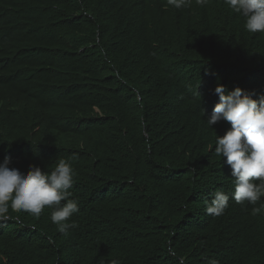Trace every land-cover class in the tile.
<instances>
[{"label": "trees", "instance_id": "16d2710c", "mask_svg": "<svg viewBox=\"0 0 264 264\" xmlns=\"http://www.w3.org/2000/svg\"><path fill=\"white\" fill-rule=\"evenodd\" d=\"M244 25L224 0H0V162L70 161L80 209L67 235L47 207L10 210L0 264H264V210L206 212L234 191L214 89L264 95V33Z\"/></svg>", "mask_w": 264, "mask_h": 264}, {"label": "clouds", "instance_id": "9594fccd", "mask_svg": "<svg viewBox=\"0 0 264 264\" xmlns=\"http://www.w3.org/2000/svg\"><path fill=\"white\" fill-rule=\"evenodd\" d=\"M191 2L192 0H167V4L175 9L188 7ZM195 3L205 7L208 0H195ZM224 3L245 19L244 27L248 32L264 33V0H224ZM2 47L6 50L2 53L1 61L7 67V53H14L15 49H10L8 45ZM6 75L7 71L1 69L0 76ZM38 75L37 72L36 77ZM58 92L59 95L54 98V109L64 96L62 92ZM214 94L219 96V102L206 122L210 127L220 121L230 124L223 136L217 135L214 153L223 157L224 165L230 168V174L234 178V191H216L206 206V212L215 217L223 215L231 198L238 204L253 205V213H259L264 210V95L258 100L253 99L239 87L226 94L222 84H217ZM25 126L31 125L27 122L20 123L19 127L26 133L41 127L35 124L25 130ZM11 163L10 156H5L0 162V221L10 218V210L39 218L47 207L51 209V221L57 226L59 233L67 235L70 229H75L77 225L71 218L80 209L79 201L72 198L73 193L70 191L75 183V172L70 161L59 159L50 172L30 165L26 173L10 167ZM258 202L260 207H255ZM111 264L120 262L114 259Z\"/></svg>", "mask_w": 264, "mask_h": 264}, {"label": "bare ground", "instance_id": "6f19581e", "mask_svg": "<svg viewBox=\"0 0 264 264\" xmlns=\"http://www.w3.org/2000/svg\"><path fill=\"white\" fill-rule=\"evenodd\" d=\"M190 10V9H189ZM144 91V90H143ZM130 107V106H129ZM132 191V190H131ZM77 194V193H76Z\"/></svg>", "mask_w": 264, "mask_h": 264}]
</instances>
